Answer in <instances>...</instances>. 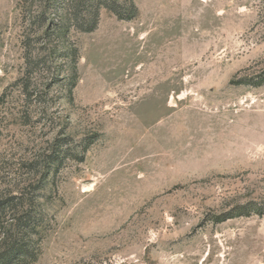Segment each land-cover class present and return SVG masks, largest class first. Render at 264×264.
Listing matches in <instances>:
<instances>
[{
  "label": "rangeland",
  "instance_id": "1",
  "mask_svg": "<svg viewBox=\"0 0 264 264\" xmlns=\"http://www.w3.org/2000/svg\"><path fill=\"white\" fill-rule=\"evenodd\" d=\"M45 1L0 0V190L68 149L36 193L38 264H264V0H132L129 22L101 8L29 103L11 87L21 9Z\"/></svg>",
  "mask_w": 264,
  "mask_h": 264
},
{
  "label": "trees",
  "instance_id": "2",
  "mask_svg": "<svg viewBox=\"0 0 264 264\" xmlns=\"http://www.w3.org/2000/svg\"><path fill=\"white\" fill-rule=\"evenodd\" d=\"M27 2L24 0L23 5ZM37 11L23 9V61L22 76L12 85L26 102L43 103L44 93L32 83L41 68L50 71L65 53L70 62L78 59L74 46L66 47L70 31L92 33L96 30L101 8L110 12L120 21H132L138 10L132 0H46ZM54 79V74H53ZM50 153L33 165L37 180L26 179L18 191L0 190V264H38L42 234L46 230V216L37 201L41 181L48 177L53 164L62 165L67 154L63 145L55 144ZM88 147L70 158L78 163L84 161ZM39 170V171H38ZM262 213H259L261 215ZM220 216L217 223L229 220Z\"/></svg>",
  "mask_w": 264,
  "mask_h": 264
}]
</instances>
